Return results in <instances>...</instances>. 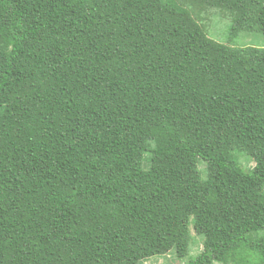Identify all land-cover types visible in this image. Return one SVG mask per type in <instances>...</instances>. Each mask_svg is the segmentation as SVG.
<instances>
[{
  "label": "trees",
  "instance_id": "1",
  "mask_svg": "<svg viewBox=\"0 0 264 264\" xmlns=\"http://www.w3.org/2000/svg\"><path fill=\"white\" fill-rule=\"evenodd\" d=\"M211 9L264 34V0H0V264H264V47Z\"/></svg>",
  "mask_w": 264,
  "mask_h": 264
},
{
  "label": "rangeland",
  "instance_id": "2",
  "mask_svg": "<svg viewBox=\"0 0 264 264\" xmlns=\"http://www.w3.org/2000/svg\"><path fill=\"white\" fill-rule=\"evenodd\" d=\"M206 23L208 25L209 35L225 44H229L236 47H245L248 45L264 47V34L260 32H241L237 35H231L232 18L221 11L209 10L204 13ZM239 154V152H237ZM254 161L244 159V167H253ZM145 166H148V161H145ZM203 164H201V167ZM194 244L191 248L192 256L198 254L203 248V237L195 234L192 229ZM264 234V230H261L259 235ZM190 260L189 257L178 258L174 250L165 255L153 256L141 262V264H186Z\"/></svg>",
  "mask_w": 264,
  "mask_h": 264
}]
</instances>
